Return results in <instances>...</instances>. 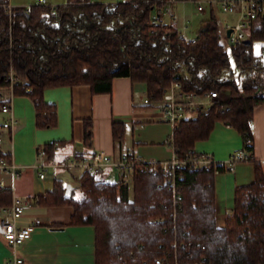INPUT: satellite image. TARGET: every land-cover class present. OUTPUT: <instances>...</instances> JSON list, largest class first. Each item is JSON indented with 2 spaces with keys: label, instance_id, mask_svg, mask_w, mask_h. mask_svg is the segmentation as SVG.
<instances>
[{
  "label": "trees",
  "instance_id": "obj_1",
  "mask_svg": "<svg viewBox=\"0 0 264 264\" xmlns=\"http://www.w3.org/2000/svg\"><path fill=\"white\" fill-rule=\"evenodd\" d=\"M166 1L38 2L30 12L18 5L8 12L9 0H0V85L12 70L19 78L15 95H28L37 127L49 128L58 124V112L44 98L47 87L88 84L93 93H105L111 92L114 77L127 75L145 82L152 99H161L178 80L201 97L223 92L180 120L167 141L178 156L195 152V142L208 138L217 121L237 129L243 139L253 138L251 115L264 103V55L254 50V41L264 40V17L252 22L250 43L226 48L213 9L195 41L180 37L176 25L153 24L154 10ZM91 129L88 120L87 146ZM125 131V123H113L117 141ZM44 149L45 158H51L54 143ZM1 156L9 158L0 150ZM253 161L255 180L236 187L234 209L223 227L217 225L215 207V173L225 169L221 163L208 170L185 168L177 201L166 176L141 161L132 199L122 180L110 182L84 171L80 197L67 193L63 179L55 178L39 204L71 205L70 224L95 227L96 264H153L158 257L166 259L164 264H264V167ZM11 203V188H0V206Z\"/></svg>",
  "mask_w": 264,
  "mask_h": 264
},
{
  "label": "crops",
  "instance_id": "obj_2",
  "mask_svg": "<svg viewBox=\"0 0 264 264\" xmlns=\"http://www.w3.org/2000/svg\"><path fill=\"white\" fill-rule=\"evenodd\" d=\"M47 1L57 5L70 0ZM14 2L12 5H28L21 0ZM147 95L146 83L133 81L127 75L114 77L111 92L105 93H93L88 84L47 87L44 98L56 105L58 112V124L49 128L37 127L36 110L28 95H14L11 113L15 123L12 128L3 131L0 150L16 164V170L13 173L0 169V188H11L12 201L15 196L39 198L53 190L55 178H61L67 193L77 196L80 195L79 178L85 169L80 165L62 166L61 163L89 157L98 150L111 153L115 158L131 153L144 162L171 158L174 149L167 141L174 129L158 108L144 103ZM0 115L1 120L4 119L0 120V124L9 117L1 111ZM88 120L92 122L90 146L84 143ZM114 122L126 124L124 138L120 141L114 138ZM251 123L252 153L264 166V103L254 107ZM52 142L55 147L53 155L49 159H41L38 151ZM243 142V136L237 129L217 121L208 138L195 142L194 150L226 163ZM41 162L45 167H38ZM114 169L118 170L107 165L97 175L106 181L117 182L122 174L118 170L119 179L111 181ZM41 171H46L47 176L40 177ZM254 180V161H240L233 169L216 171L215 207L219 227L225 225L227 215L234 209L236 187L248 185ZM132 183V186L128 183L130 199L133 198ZM73 212L71 205H43L38 202L27 206L24 218L36 216L41 223L32 228L30 238L17 248L10 246L0 234V264H11L17 257L23 259L22 264H96L95 227L91 224H70Z\"/></svg>",
  "mask_w": 264,
  "mask_h": 264
},
{
  "label": "built area",
  "instance_id": "obj_3",
  "mask_svg": "<svg viewBox=\"0 0 264 264\" xmlns=\"http://www.w3.org/2000/svg\"><path fill=\"white\" fill-rule=\"evenodd\" d=\"M178 0H167L161 6H158L152 15V23L160 25H176L178 22V14L174 8L175 2ZM187 1V0H181ZM194 1V0H193ZM197 2V9L204 11L206 9H213L215 12L220 10L231 19L224 18L221 22V32L223 35V43L226 48L244 42L248 38V31L252 22L264 17V0H195ZM41 4H50L47 0H38ZM54 6L53 4H50ZM12 4H8L6 10L11 12ZM28 12L31 11L32 5H26ZM189 22V21H188ZM189 23L184 25V30L189 28ZM228 30L230 32L228 33ZM196 35L188 36L185 31H180V37L195 41ZM6 84L0 85V111L9 114V117L0 124V142L2 140V133L8 128H12L15 123V118L11 113V101L14 97V85L19 82V78L12 70L5 76ZM220 96L217 90H211L205 97H201L194 92L186 91L181 82L173 80L169 88L164 93L161 99H152L149 95L144 98V103L158 108L161 114L172 124L173 129H177L180 120L184 117L193 116L196 108H205L213 103V100ZM252 125L251 121L249 122ZM173 130V131H174ZM253 139L251 137L244 138L241 148L231 154L226 163H221L227 169H233L234 165L240 161H253L254 155L252 153ZM174 149V148H173ZM38 155L43 159L46 155L45 149L40 148ZM150 168L155 172H160L166 176L165 183L173 190L174 199L177 201L182 196L179 194L178 183L184 177V169H210L216 167L220 162L207 153L193 152L185 157L178 156L175 151L174 155L161 161H148ZM141 161L133 154H127L121 158H115L113 154L107 153L104 150L94 152L92 156L83 158H74L68 162L61 163L62 166L73 167L75 165L83 166L85 171L97 173L107 165L117 168L121 174L123 183H129V177L133 180L134 172L140 165ZM57 165V164H54ZM38 167H45L41 162ZM0 169L15 172L16 164L5 156L0 157ZM40 177L47 176L46 171L40 172ZM39 202L38 197L30 196H15L9 205L0 206V234L7 239L10 246L17 248L25 240L30 238L32 228L41 223V220L34 216L27 219L25 216V209ZM177 259V258H176ZM166 259L158 257L153 264H164ZM11 264H22L23 259L15 258ZM123 264H131L124 261ZM137 264V263H135ZM143 264H149L144 262Z\"/></svg>",
  "mask_w": 264,
  "mask_h": 264
},
{
  "label": "rangeland",
  "instance_id": "obj_4",
  "mask_svg": "<svg viewBox=\"0 0 264 264\" xmlns=\"http://www.w3.org/2000/svg\"><path fill=\"white\" fill-rule=\"evenodd\" d=\"M14 1L15 0H13V2L11 1V3L14 4L15 3ZM16 1H18V0H16ZM21 1H25V3H28V5H31V3L34 0H21ZM35 3H38V1ZM174 8H175V10L179 16L176 27L178 28L179 31H185L188 36H194L197 34L198 30L202 27V25L204 24V20L208 17V14H209V11H208L209 9H206L204 11H199L197 9V2L193 1V0H187V1L178 0L175 2ZM216 14L219 18L220 25H221V22L223 21L224 18L231 19V17H232L231 15L230 16L225 15L220 10H217ZM186 23H189L190 26L188 29L184 30V25ZM222 40H223V35H222ZM254 50L256 53H263V55H264V40H255L254 41ZM230 58L232 60V65H234V59H233V56L231 54H230ZM1 119H2V117L0 115V120ZM3 120H1V122ZM119 175H120L119 171L114 169L113 173H111V175H110L111 181H117L119 179L118 178ZM120 180H118V181H120ZM131 182H133V180H131V176H130L129 177L130 185H131ZM68 188L70 190V186H68ZM76 197H80V195L77 194Z\"/></svg>",
  "mask_w": 264,
  "mask_h": 264
},
{
  "label": "water",
  "instance_id": "obj_5",
  "mask_svg": "<svg viewBox=\"0 0 264 264\" xmlns=\"http://www.w3.org/2000/svg\"><path fill=\"white\" fill-rule=\"evenodd\" d=\"M230 32V30H228V33ZM250 39L249 38H246L245 40H244V43H250Z\"/></svg>",
  "mask_w": 264,
  "mask_h": 264
}]
</instances>
